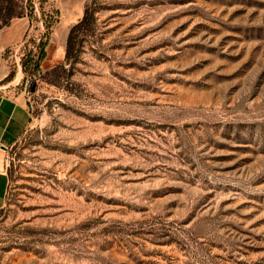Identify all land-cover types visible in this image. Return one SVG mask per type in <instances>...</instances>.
I'll list each match as a JSON object with an SVG mask.
<instances>
[{
    "label": "rangeland",
    "instance_id": "obj_1",
    "mask_svg": "<svg viewBox=\"0 0 264 264\" xmlns=\"http://www.w3.org/2000/svg\"><path fill=\"white\" fill-rule=\"evenodd\" d=\"M20 3L0 87L30 121L6 151L0 264H264V0Z\"/></svg>",
    "mask_w": 264,
    "mask_h": 264
},
{
    "label": "crops",
    "instance_id": "obj_2",
    "mask_svg": "<svg viewBox=\"0 0 264 264\" xmlns=\"http://www.w3.org/2000/svg\"><path fill=\"white\" fill-rule=\"evenodd\" d=\"M27 27L22 17L20 21H12L0 28V82L10 72L4 51L22 41ZM29 121L30 111L24 91L0 87V208L5 203L9 182L6 151L21 137Z\"/></svg>",
    "mask_w": 264,
    "mask_h": 264
},
{
    "label": "trees",
    "instance_id": "obj_3",
    "mask_svg": "<svg viewBox=\"0 0 264 264\" xmlns=\"http://www.w3.org/2000/svg\"><path fill=\"white\" fill-rule=\"evenodd\" d=\"M20 1L21 0H0V28L8 25L13 17L23 16V6ZM46 18V27L49 29L52 25V22L50 21L52 20V15L48 14ZM93 19L94 16L91 4H87L84 8L82 18L77 23L72 25L69 30L66 39L64 56V60L66 62H71L76 58L78 47L82 41V36L92 27ZM25 37L26 34L23 39H25ZM33 42V48L27 49L26 53L22 57L23 71L30 74H34L38 71L40 62L45 57L48 34L43 35L37 43L35 41ZM58 68L59 66H55L52 70L55 71ZM11 76L12 72H9L3 81H7V79Z\"/></svg>",
    "mask_w": 264,
    "mask_h": 264
}]
</instances>
